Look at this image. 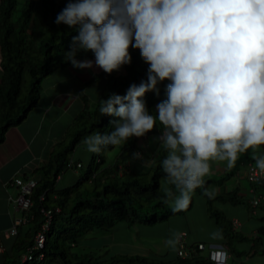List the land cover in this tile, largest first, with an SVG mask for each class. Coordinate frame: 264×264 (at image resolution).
<instances>
[{"label":"trees","instance_id":"obj_1","mask_svg":"<svg viewBox=\"0 0 264 264\" xmlns=\"http://www.w3.org/2000/svg\"><path fill=\"white\" fill-rule=\"evenodd\" d=\"M68 2L0 0V143L6 131L20 124L37 105L42 79L71 65L64 55L77 33L65 24L55 23ZM129 52V65L111 74L102 70L84 83L79 94L80 107L68 126L66 138L57 143L47 162L33 171L36 186L31 192V206L24 213L26 223L17 225L5 264H215L209 259V252L202 254L208 243L190 237L189 224L196 211L211 223L214 233H221L222 238H216L214 243L226 250V264L264 257V215L255 216V210H264V200L256 206L251 203L264 197V178L251 182L244 172L251 198L240 193L238 186L228 188L226 183L239 174L241 165L245 171L249 165L255 166L249 153L241 154L234 168L207 175L187 208L173 211L172 205L161 199L163 187L169 186L160 166L167 155L161 142L157 141L150 150L131 137L124 145L110 146L98 154L85 150L82 141L86 136L113 130L110 122L115 118L99 113L101 100L113 93L124 95L130 85L147 80L149 65L138 49L130 47ZM94 58L90 51L77 54L78 60ZM168 83L158 84L159 95L148 92L143 97L150 113L155 114L156 105L167 98ZM161 131L158 123L150 134L157 138ZM75 152L78 156L73 158ZM135 153L142 158H135ZM69 170L73 172L70 184L57 187ZM239 205L261 222L250 235L242 230V225L235 227L233 221L238 223V219L223 209ZM118 224L130 233L136 232L140 240L145 229L182 227L176 238L185 233L186 255H178L179 243L164 253L150 249L147 255L109 254L105 246L96 242L100 235L113 233ZM38 235L43 237L40 246ZM166 237H170L169 231ZM246 244L247 248L242 249Z\"/></svg>","mask_w":264,"mask_h":264},{"label":"clouds","instance_id":"obj_2","mask_svg":"<svg viewBox=\"0 0 264 264\" xmlns=\"http://www.w3.org/2000/svg\"><path fill=\"white\" fill-rule=\"evenodd\" d=\"M55 23L77 33L64 55L76 69L93 67L77 59L90 51L95 66L111 74L131 63L130 47L149 65L147 80L101 100L99 113L115 118L113 130L86 136L87 152L122 146L159 123L169 184L161 199L173 211L187 208L212 162L232 169L251 149L264 174V154L257 155L264 146V0H69ZM164 81L167 98L150 113L143 97L159 95ZM177 243L168 240L173 249Z\"/></svg>","mask_w":264,"mask_h":264},{"label":"crops","instance_id":"obj_3","mask_svg":"<svg viewBox=\"0 0 264 264\" xmlns=\"http://www.w3.org/2000/svg\"><path fill=\"white\" fill-rule=\"evenodd\" d=\"M90 60L91 69H76L71 64L59 71L63 75L48 81L37 105L20 124L6 131L0 143V264H5L11 253L14 237L7 233L23 217L12 202L18 193L12 180L36 178L33 171L45 164L57 143L66 138L68 126L80 107L79 94L84 83L102 71L95 66V58Z\"/></svg>","mask_w":264,"mask_h":264},{"label":"rangeland","instance_id":"obj_4","mask_svg":"<svg viewBox=\"0 0 264 264\" xmlns=\"http://www.w3.org/2000/svg\"><path fill=\"white\" fill-rule=\"evenodd\" d=\"M55 73V72H54ZM52 74L50 76L42 79L40 83V94L45 91L46 83L49 81L55 80L57 77H60L61 72H56V74ZM87 88V87H86ZM89 88V86H88ZM86 91L88 89H85ZM90 90V89H89ZM88 92V91H87ZM137 138V137H136ZM139 145H142L144 149H152L155 147L156 142L158 141L156 137L150 134V132L146 133L145 136L137 138ZM249 157H252V150L249 149L248 152ZM264 154V146H261L257 150V155ZM78 153H73V158H76ZM129 164H126L125 167H128ZM226 162H212L211 163V171L210 175L220 172L226 168ZM123 168V167H122ZM245 166L241 165L239 168V174L237 176L231 177L226 183L228 188H233L238 186L240 188V193L244 194L246 198H251L252 194L249 193V182L244 177ZM72 171H65L60 181L57 183V187H63L65 185L70 184V178L72 176ZM210 176V177H211ZM223 209L227 212L228 215H235L240 224L243 226V231L250 235L251 230L255 229L261 222L256 220L254 217H251L249 213H247L246 208L242 205L232 207L231 209L228 207H223ZM256 218L258 216L264 215V210H255ZM191 229L190 237L197 238L205 241L206 247L202 254H207L209 252L210 246L215 245L212 234L214 233L213 226L211 223L205 219L200 211H196L194 217H191V222L189 224ZM182 228V227H181ZM179 226L170 228L169 234L170 237H166V228L158 227L154 230L145 229L142 233V240H140L139 236L135 233H130L127 229L123 228V224H118L116 229L111 234H102L98 237L96 245L105 246V248L110 252L109 254H117V255H147L148 251L151 249L153 252L164 253L168 251V249H173L169 246L168 240L171 238H176V234L179 230H181ZM184 228V227H183ZM143 241V242H141ZM177 244L175 245V247ZM246 246L242 245L241 248L245 250ZM148 250V251H147ZM243 261V260H242ZM242 261H235L233 264H241ZM243 264H264V257L256 259H248L244 261Z\"/></svg>","mask_w":264,"mask_h":264},{"label":"built area","instance_id":"obj_5","mask_svg":"<svg viewBox=\"0 0 264 264\" xmlns=\"http://www.w3.org/2000/svg\"><path fill=\"white\" fill-rule=\"evenodd\" d=\"M77 167H79V164H77ZM245 177L248 179V181L255 182L261 178H264V174H261L256 169V166L249 165L247 167V170L245 171ZM12 185L15 186L18 190L17 195L12 200L13 205L15 209L23 214V217L17 221L16 225L19 224H25L26 223V217L24 216V213L28 211V209L31 206V192L33 188L36 186V180L32 177L23 179L21 177H14L12 180ZM261 200H264V197H258L251 201L253 206H256L258 203H260ZM233 225L235 227L238 226V223L236 221H233ZM16 227L14 226L10 229V231L7 233L9 236H14L16 234ZM178 255H186V252L184 251L185 247V233H181L178 236ZM37 245L40 246L43 242V237L41 235L37 236ZM226 250L222 247H214L210 246L209 250V259L214 262L215 264H226V260L223 257V253H225ZM227 253V252H226ZM228 258V254H227ZM24 259H30L29 257H25Z\"/></svg>","mask_w":264,"mask_h":264}]
</instances>
